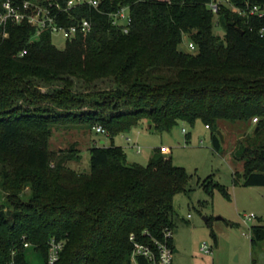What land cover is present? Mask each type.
<instances>
[{
    "label": "trees",
    "instance_id": "obj_1",
    "mask_svg": "<svg viewBox=\"0 0 264 264\" xmlns=\"http://www.w3.org/2000/svg\"><path fill=\"white\" fill-rule=\"evenodd\" d=\"M210 1L76 5L59 13L56 24L85 19L90 29L76 32L63 49L52 44L49 31L35 37L25 23L9 29L0 45V190L11 208L0 205V264H31L28 250L47 264L50 239L64 243L53 264H131L134 242L152 247L176 227L173 198L186 192L190 176L169 154L155 151L142 166L128 162L111 142L89 148V170L77 173L63 165L65 159L52 158L53 128L97 125L112 141L142 124L169 133L180 122L200 121L213 131L217 121H242L253 126L254 137L242 151L243 185L264 187V18L241 17L225 4L214 13ZM228 2L264 8V0ZM123 7L130 18L126 34L110 17ZM215 24L224 28L222 37L213 33ZM184 38L194 53L180 49ZM72 79L85 85L112 79L115 87L76 93ZM35 82L60 86L42 94ZM215 132L211 145L217 150ZM202 186L229 197L210 177ZM25 188L27 200L21 201ZM249 234L253 249L264 242V223ZM136 261L145 264L141 257Z\"/></svg>",
    "mask_w": 264,
    "mask_h": 264
},
{
    "label": "rangeland",
    "instance_id": "obj_2",
    "mask_svg": "<svg viewBox=\"0 0 264 264\" xmlns=\"http://www.w3.org/2000/svg\"><path fill=\"white\" fill-rule=\"evenodd\" d=\"M213 33L222 37L224 28L215 24ZM66 41L60 33L51 34V42L57 49H63ZM187 43L188 39L184 38L180 45L184 52H188ZM35 83V89L42 94L60 86L59 82ZM72 84V91L82 94L115 87L112 79H101L90 85L72 79ZM87 107L88 104L81 109L74 107L71 112L86 110ZM121 108L123 111L127 109ZM146 126L142 124V130L133 129L123 134L133 144L127 143L123 135H117L110 141L106 132L98 134L93 130L94 126L53 128L48 147L55 161L65 159L63 165L77 173L88 172V149L101 146V142L104 146L112 142L121 147L128 162L142 166L148 163L155 151L164 153L162 149H166L172 164L183 168L190 176L186 192L173 198L172 214L176 227L172 240L177 252L173 253L172 264H251V260L253 264H264V242L251 249L249 234L251 226L264 223V187L243 185L242 151L254 140L253 126L242 121L220 120L212 131L200 121L192 126L180 122L169 133H158L154 128L146 130ZM215 131L223 135L217 150L211 145V135ZM209 177L212 184L225 187L228 198L211 186L206 193L202 183ZM27 191L25 188L19 195L21 201L27 200L24 197ZM0 205L4 210L11 208L7 194H2L1 190ZM248 214L254 217L245 222L243 217ZM203 244L210 252L200 251ZM27 253L31 264H42L39 258L31 257L30 250Z\"/></svg>",
    "mask_w": 264,
    "mask_h": 264
},
{
    "label": "built area",
    "instance_id": "obj_3",
    "mask_svg": "<svg viewBox=\"0 0 264 264\" xmlns=\"http://www.w3.org/2000/svg\"><path fill=\"white\" fill-rule=\"evenodd\" d=\"M86 4L92 7H96L97 0H66L63 5L58 4L53 0H2L0 6V45L8 37L9 29L13 26L21 24H27L33 28V35L36 37L43 31H49L52 33H60L66 40L71 39L76 32H88L90 29V23L83 19L76 25H70L64 27L56 24L55 18L59 13L67 12L69 9L76 5ZM220 4L228 5L229 9L237 13L241 17L256 16L258 18H264V8L257 5L245 3L243 7L236 8L230 5L228 0H211L207 7L216 12ZM112 24L120 27L122 33H127L130 18L128 15V9L123 7L111 16ZM188 52L194 53L195 46L192 42L188 41L186 44ZM25 51H21L18 56H22ZM253 123L256 119L252 120ZM207 128V126H205ZM93 130L98 134H104V130L100 126H94ZM184 133L185 130L182 129ZM127 141L129 139H126ZM164 153L168 154L166 149H162ZM254 217L253 214H248L243 217V220L250 221ZM172 239V232L166 230L163 233L161 240H153V246H144L138 243H133V252L130 258L131 264H138L137 257H141L145 260V264H172L173 247L169 246V241ZM63 242L54 241L50 239L47 241V264L55 263L59 254L63 248ZM28 244H24L27 247ZM200 251L203 253L210 252L205 244L200 247ZM7 264H13L12 261Z\"/></svg>",
    "mask_w": 264,
    "mask_h": 264
},
{
    "label": "crops",
    "instance_id": "obj_4",
    "mask_svg": "<svg viewBox=\"0 0 264 264\" xmlns=\"http://www.w3.org/2000/svg\"><path fill=\"white\" fill-rule=\"evenodd\" d=\"M142 129H143L142 126L136 128L137 131H138V130H142ZM123 137H124V135H123ZM124 139H125V140H126V139H129L128 141L126 140V142H127V143H131V139H130V138H128V137H124ZM101 144L104 145L103 142H101ZM131 144H133V143H131ZM160 154H161V153H160ZM172 247H173V253H176L177 251H176V249H175V244H174V241H173V240H172Z\"/></svg>",
    "mask_w": 264,
    "mask_h": 264
},
{
    "label": "water",
    "instance_id": "obj_5",
    "mask_svg": "<svg viewBox=\"0 0 264 264\" xmlns=\"http://www.w3.org/2000/svg\"><path fill=\"white\" fill-rule=\"evenodd\" d=\"M228 25L232 26L233 23L230 22V23H228ZM237 30H238L239 33H242V31L240 29H237ZM255 131H256V128H255L254 132ZM215 134L217 135L219 141L222 142L223 141V135L221 134V132L220 131H216Z\"/></svg>",
    "mask_w": 264,
    "mask_h": 264
}]
</instances>
